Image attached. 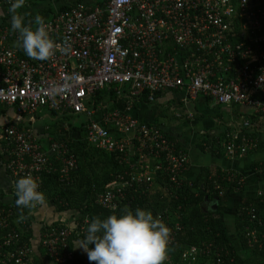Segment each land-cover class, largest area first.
<instances>
[{
  "label": "built area",
  "instance_id": "obj_1",
  "mask_svg": "<svg viewBox=\"0 0 264 264\" xmlns=\"http://www.w3.org/2000/svg\"><path fill=\"white\" fill-rule=\"evenodd\" d=\"M0 5L9 2L0 0ZM43 22L53 40L68 49L47 61L23 57L17 34L0 23V105L18 115L42 108L83 115L87 143L120 155L128 165L97 195L103 208L116 209L128 186L143 181L150 186L157 172L166 177L163 189L171 198L191 181L183 177L187 154L164 130L127 111L93 104L96 92L118 86L117 94L131 103L155 102L166 92L178 94L182 104L202 96L216 104L251 106L264 120V0H104L90 10L74 2ZM240 127L247 128L245 133L232 130L221 144L231 159L257 149L258 141L247 134L249 122ZM1 138L5 167L15 180L31 174L41 189L43 175L57 172L67 180L76 169L67 142L53 141L43 150L30 131L14 126L5 127ZM256 171L263 173L264 165ZM226 180L242 185L244 179L228 175ZM5 208H0V264H37L30 239H23L31 222L12 220ZM248 215L255 221L254 209ZM156 217L169 227L172 245L179 230L177 222L170 227L176 213L167 208ZM72 231L64 224L44 228L40 246L53 263L72 264ZM247 236L249 245L257 243L255 229ZM221 253L211 245L189 246L181 260L223 264Z\"/></svg>",
  "mask_w": 264,
  "mask_h": 264
},
{
  "label": "crops",
  "instance_id": "obj_2",
  "mask_svg": "<svg viewBox=\"0 0 264 264\" xmlns=\"http://www.w3.org/2000/svg\"><path fill=\"white\" fill-rule=\"evenodd\" d=\"M29 1L31 0H26V3L19 12L23 15L24 22L28 26L34 27L37 23V17L23 9L29 4ZM38 1L45 4L42 9L40 8L36 12L37 15L41 16L40 18L42 21L60 7H67L74 2L83 3L89 10L93 9L95 6H101L104 2V0ZM8 7L9 6L0 5V23L10 27L11 16L7 11ZM124 89L125 88L122 87L120 88V91ZM106 98H109L108 95H106ZM106 98H101V102L106 104L109 108L105 110L117 109L127 111L131 117L149 123H152L155 120L156 115L152 112L151 108H148V104L156 103L159 105H165L167 102H171L172 105L169 107L174 111V116L177 119H185L187 121L186 125L190 126H185V128L190 131L187 132V130H185L183 133H180L176 132L174 127H164L160 123L153 124L172 136L174 141H176L180 148L187 154L188 162L183 173L184 179L192 182L204 169L208 170L212 175L220 173L244 179L243 183L244 181L245 183L242 186V190H237L231 196L221 216L229 239L233 242L234 247L238 249L234 230L236 208L240 204L244 195L259 196V192H261V196L264 195V181L258 179L257 173L255 172L256 169L253 168V163L260 164L264 162V120L261 115L251 106L216 104L202 96H198L194 102L182 104L178 94L167 92L157 95V100L155 102H147L144 99H141L140 101L131 103L128 102L125 97L118 95V100L113 103L112 99ZM173 100L176 101L173 102ZM197 104H199V109L201 108L198 113H190L188 110L183 114L180 113V111H176V109L178 110L181 108L183 112L186 105H189L196 110ZM111 106H113V108H111ZM203 106H207L208 109L206 111L202 110ZM85 120V117L84 119L80 118L79 114H73L68 111L55 113L44 108L39 109L34 114L26 113L18 115L13 107L0 105V204L7 206L5 209L11 210V218L14 217L11 204L13 203L15 179L5 167L7 155L4 152V143L1 138L3 129L5 127L14 126L18 129L28 130L32 134L33 139L41 146V148H43V150H45L48 144L53 141H63L68 144L69 140L79 138V126L82 127V133L84 131L85 135V129L83 127L86 122ZM244 121L249 122L247 132L254 134L253 137L260 142V144H263L262 148H257L255 151L248 153L242 158L231 159L222 149H217V147H214L211 143H209V146L211 147H208L207 143L211 141L216 134L222 132L226 125H231L233 128H239ZM205 139L208 140L207 143L205 142ZM201 144L204 145V148ZM152 182L155 184L154 181ZM156 186L158 187L159 185ZM162 190L164 194H167L164 189ZM201 208L204 212H213L217 208V200L205 197L201 203ZM28 212L32 217L31 219L28 218L25 220L31 222L30 232L32 233V236L30 238V244L33 250V262H36L37 264H55L45 256V252L40 246L44 228L54 224H64L68 225L73 230L80 215L74 210L57 212L55 211L52 201H47L45 206L38 207L31 211L28 210ZM15 216L14 219L18 218L19 214ZM262 224L264 225V222L260 223L259 226ZM255 231L257 233V229H255ZM77 241L78 239H73L72 236H70L69 245L73 253L72 264H81L84 261L90 262L87 259L86 253L78 247H75ZM257 243H259L258 245H261V242L258 239ZM176 245L175 241L168 247L167 258L164 264H183V261L181 260V252L186 248L179 252L177 248H173ZM245 252L250 253V250ZM179 255L180 258H178ZM90 263L95 264L93 262Z\"/></svg>",
  "mask_w": 264,
  "mask_h": 264
},
{
  "label": "trees",
  "instance_id": "obj_3",
  "mask_svg": "<svg viewBox=\"0 0 264 264\" xmlns=\"http://www.w3.org/2000/svg\"><path fill=\"white\" fill-rule=\"evenodd\" d=\"M67 9V7H60ZM23 57L28 58L23 50L21 51ZM118 86H111L108 89L98 91L94 95L93 104L101 102V98L108 94V99H112L113 103L118 100L116 88ZM257 97H261L257 96ZM208 99V98H207ZM210 100V99H209ZM109 101V100H108ZM110 102V101H109ZM103 103V102H102ZM113 108V106H111ZM105 109H109L105 106ZM53 112V111H52ZM56 113V112H55ZM150 124L149 122H146ZM155 123L153 121L151 124ZM80 137L69 140L68 146L71 154L76 160V169L69 174L67 180L60 179L57 172H50L43 175L41 182V189L45 192L47 201H52L55 211H76L80 218L76 221V226L72 231L73 239H82L83 232L93 216H100L101 218L112 214L113 212L120 213L124 208L135 209L137 207L150 210L154 217L159 213L169 208L172 213H176L178 219L171 218L170 227L174 223H178L179 230L176 232L175 241L179 252L189 246H196L203 248L211 245L213 249H218L222 253L223 264H264V195L250 196L244 195L240 204L236 208L234 230L236 235V244L238 249L234 247L233 242L229 239L226 233V227L221 219L223 211L231 196L237 191L242 190V185H237L235 181L226 180L227 174L217 173L210 174L206 169L202 170L199 176L191 182V185L184 186L176 192V198L169 197L164 194L163 188L167 184L166 177L157 172L154 176V183L149 186L146 181L132 183L124 190L123 197L119 198L116 209L103 208L96 203L97 195L104 190V188L115 181L126 171L128 165L121 162V156L118 154H108L107 152L89 145L85 139L84 131L79 126ZM230 129V130H229ZM247 129V128H246ZM245 128H233V126H225L222 132L216 134L211 141L206 140L208 147L209 143L222 149V142L225 140L228 132L236 131V134L245 133ZM250 137L253 133L247 132ZM168 137L172 138L168 134ZM254 138V137H253ZM175 146L180 148L176 141ZM206 145V146H207ZM204 148V145L201 144ZM263 144L257 143V148H262ZM55 165H57L55 163ZM264 165V162L255 164L253 168ZM255 172L257 173V171ZM165 177V178H164ZM259 180L264 181V172L257 173ZM240 190V191H241ZM211 198L217 200V208L213 212H204L201 208V203L204 198ZM16 197L13 196V214L20 215L23 213L26 219H31L27 209L18 208L15 205ZM7 206L0 204V208ZM254 209L255 221H250L248 209ZM17 213V214H16ZM14 217L11 219L13 220ZM57 226V224H54ZM257 229L256 238L261 242L252 243L249 245V237L247 231ZM32 233L28 232L23 237L24 240L31 238ZM235 243V242H234ZM93 245H89L92 247ZM250 250V253L245 251ZM180 258V255L178 256ZM93 263H95L93 261ZM183 264H185L183 262Z\"/></svg>",
  "mask_w": 264,
  "mask_h": 264
},
{
  "label": "clouds",
  "instance_id": "obj_4",
  "mask_svg": "<svg viewBox=\"0 0 264 264\" xmlns=\"http://www.w3.org/2000/svg\"><path fill=\"white\" fill-rule=\"evenodd\" d=\"M8 2L11 31L17 34V44L28 58L47 61L57 52L68 51L53 40L39 17L35 28L24 22L19 10L25 0ZM13 194L15 205L21 209L31 211L47 203L45 192L40 190L38 181L31 174L15 180ZM25 219L23 213L18 216L21 222ZM169 238V227L150 210L126 207L120 213L113 212L103 218L93 216L75 247L85 252L87 259L95 264H164Z\"/></svg>",
  "mask_w": 264,
  "mask_h": 264
},
{
  "label": "rangeland",
  "instance_id": "obj_5",
  "mask_svg": "<svg viewBox=\"0 0 264 264\" xmlns=\"http://www.w3.org/2000/svg\"><path fill=\"white\" fill-rule=\"evenodd\" d=\"M43 6H45V4L43 2L38 1V0H31V1H29V4L27 6H25L23 9L27 10V12L29 11V13H32L34 16L40 18L41 16L37 15L36 12L38 9H40V8L42 9ZM106 95H108V94H105L102 97V99L106 98ZM106 99H108V98H106ZM175 101L176 100H173V102H175ZM165 105L168 107H166ZM165 105H163V104L159 105L156 103H152V104L147 105L148 108H151L152 112H154V114L156 115V118L154 120L155 123H160L164 127H170V128L174 127L175 131L180 132V133H183L185 130H187V132L190 131L189 129L185 128V126H189V125H186L187 121L185 119H179V118L177 119L174 116V111L171 110V108H170L172 105L171 102L169 101ZM104 106H106V104H104ZM184 108H185V110L183 112H182L181 108H179L178 110L176 109V111H180V113L185 114L186 111H188V110L190 113H192V112L198 113L201 110V108L199 109V104H197L196 110L193 109L192 107H190L189 105H186ZM202 108H203L202 110H205V111L208 109L207 106H203ZM80 118L84 119V116L80 115Z\"/></svg>",
  "mask_w": 264,
  "mask_h": 264
}]
</instances>
